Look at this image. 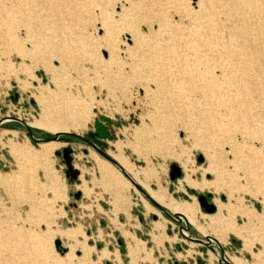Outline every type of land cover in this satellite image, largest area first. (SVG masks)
<instances>
[{
  "label": "rangeland",
  "instance_id": "obj_1",
  "mask_svg": "<svg viewBox=\"0 0 264 264\" xmlns=\"http://www.w3.org/2000/svg\"><path fill=\"white\" fill-rule=\"evenodd\" d=\"M99 1L104 3L102 7L90 3L89 9L84 8L88 3H62L55 12H48L50 17L39 7L36 18L25 21L31 32L20 48H29L31 40L47 38L52 28L55 41H65V47L57 52H70L72 58L69 66L57 71L58 86L50 82V73L43 67L46 60L58 66L49 48L32 54L31 60L17 53L14 39L8 35L0 37V118L15 116L29 126L34 120H57L69 127L67 132L86 137L93 128V119L98 115L107 116L111 120L112 135L111 139L104 140L106 147L102 149L107 155L112 158L110 152H114L125 156L137 172V180L161 192L166 201L191 204L195 208L192 217L206 235L216 238L221 227L233 224L245 237L228 232L219 242L225 252L233 254L228 257H242L247 262L237 258L244 264H264V260L257 263L255 257L264 252V145L251 135V130L264 127V121H260L264 102H254L248 97L240 99L236 86L216 69L212 70L215 75L212 95L205 94V89L210 87L190 80L188 73L192 71L187 69L171 74L173 83L165 91H156L149 80L153 66L149 68L141 56L123 54V46L131 43L128 36L117 35L115 39L118 70L92 65L89 61L92 56H97V61L108 60L106 40L99 26L101 17L103 14L116 17L125 6V0ZM185 3L196 9V0H185ZM32 7H37L36 3H29L24 11ZM171 18L177 20L178 15ZM139 25L140 32H147V26ZM149 27L153 30L155 26ZM15 33L18 38H24V26ZM199 51L181 47L179 56L188 60L197 57ZM40 91L43 98L37 101L35 96ZM215 93L221 96L218 100L213 97ZM170 94L177 97L175 107L171 106L174 116L164 113L163 96ZM47 98L52 113H44L46 108H42ZM77 102L84 103L85 107H79ZM73 103L77 106L73 107ZM71 108L75 113L77 108L83 110L84 123L78 128H73L78 121L76 115H68ZM57 114H63L65 119ZM240 115L244 119L239 120ZM11 125L0 126V171H14L13 180L20 177L32 180L33 197L27 199L25 193L21 197L20 191L18 197L24 203L28 201L29 210L23 216L7 214L6 221L0 218V225L16 228L17 224L27 223L31 229L0 238V264H217V257L206 246L192 244L181 236L177 225L160 213L131 182L121 183V189L115 190L102 183L94 155L107 160L91 145L77 139L70 143L54 141L58 146L45 160L35 164L31 154L37 158L40 144L31 143L19 124ZM37 129L38 133H32L34 137L55 133L47 128ZM241 135L249 139L243 143ZM117 143H120L119 149H116ZM232 144L235 150L240 145L245 159H234L235 154L230 151ZM14 145L23 151L24 158L13 155L10 146ZM65 146L72 148V164L79 170L76 181L70 182L65 177L66 166L61 155L55 153ZM207 155L213 160L211 165ZM172 163L181 170V175L174 179L169 175ZM261 176L263 180H259ZM215 184L219 185L218 190H214ZM77 192L78 198L74 196ZM199 195L214 205L213 212H206L199 205ZM140 201L146 203L144 207ZM245 211H252L257 219H249ZM151 212L157 215L156 219H152ZM196 232L193 229L190 235ZM55 238L67 247L66 253L55 251Z\"/></svg>",
  "mask_w": 264,
  "mask_h": 264
},
{
  "label": "bare ground",
  "instance_id": "obj_2",
  "mask_svg": "<svg viewBox=\"0 0 264 264\" xmlns=\"http://www.w3.org/2000/svg\"><path fill=\"white\" fill-rule=\"evenodd\" d=\"M29 3H36L37 7H32L25 12L24 9H27ZM62 3H88L84 5L86 9H89L90 3H95V6L99 8L104 5L99 0H0V37L8 35L10 39L12 38V41L14 39L18 46L17 53L22 57H32V54L49 48L50 55L57 59L58 66L52 65L49 62L50 60H46L47 62H43V67L46 66L47 73H50L49 80L56 86H58L59 82L56 78L57 71L65 69L72 58L70 52L63 51V54L57 52L59 48L65 47V41L56 42L53 28L49 29L47 27L51 31L49 35L46 34L48 39L45 38L42 41L31 40L30 47L26 49L20 48L19 45L23 44V41H26L28 32H31V28L25 24V21L36 18L39 12L37 8L44 9L47 13L46 17H50L48 12H55L56 9L62 6ZM72 6L71 9L76 12V9ZM75 12L72 14H76ZM99 12L102 14L101 11ZM118 12L116 17L103 14L99 21V26L103 29V38L106 40L105 47L108 53V60L97 61L95 59L97 56H92V59L89 58L92 65L101 69L111 67L118 70L117 64L119 63V58L117 55V40L115 39L117 35H120V37L128 36L131 43L128 46H123V54L141 56L149 68L153 66L151 67L153 74H151L149 80L152 81L156 91H165L164 89L173 83L170 75H175L177 71L187 69L189 72L192 71L191 73L187 72L190 80H195L200 85L210 87L208 90L207 88L205 89V94L212 95L210 94L211 87L215 86V75L212 70L216 69L236 86L240 99L248 97L254 102H264V0H196L195 10L189 8L185 0H125V6ZM176 14L178 15V19L172 20L171 17ZM139 24L147 26V32H140L138 30ZM151 25L155 26L153 30L149 27ZM21 26H24V38L22 36L18 38L15 33ZM223 35H226V37ZM220 38L225 39L221 42L217 41ZM181 47L188 51L196 49L200 51L197 57L185 60L182 56H179L181 55L179 52ZM134 63L135 65L133 64V66H136V62ZM213 97L218 100L221 96L215 93ZM35 98L37 101H41L40 98H43L41 91ZM176 98L173 94L163 96V101L166 102L164 108L165 114L174 116L172 107H175ZM218 102H215V104H218ZM74 103L72 106L76 107L77 105L74 106ZM76 104H79L81 108L85 107L84 103L77 102ZM43 107L46 108L44 113H52L48 98L42 104ZM72 110H69L68 115H76L75 117L78 121L73 128H78L84 123L83 110L77 108L76 113ZM203 114L207 116L206 113ZM68 115L65 116L68 117ZM240 116L239 120L244 119L243 115ZM255 116L259 118L258 113H255ZM57 117L65 119L63 114H57ZM260 118L262 119L260 121H264V115L261 113ZM29 124L34 128H47L53 132H67L69 128L64 122L57 120H54V122L34 120ZM240 134L244 133L240 132ZM251 135H253V138L257 137L261 141V144L264 145V127H257L256 130H251ZM241 136L243 143L246 142V139H249L247 136ZM54 141L39 142L38 144H40L41 149L36 154L38 155L37 158L31 154L32 162L39 164L41 160H45L59 144ZM237 145L235 144V146ZM231 147V153L235 154L234 159H245L246 156L242 153L240 145H238L236 150L233 144ZM119 148L120 143H117L116 149ZM10 150L13 152V155L25 157L23 151L19 150L15 145L10 146ZM110 155L126 172L131 173L133 178L137 180V173L125 156L114 152H110ZM207 158L209 165H211L213 160L209 155H207ZM99 162L101 164L100 169L109 184L116 187L120 186L121 181L125 185L129 184V181L125 177L127 181L124 180L122 178L123 175L111 163L112 166L105 160H100ZM259 180H263V176L259 177ZM138 182L146 188L148 195L154 201L169 208L173 213H181L189 224L193 225L203 236H206L204 228L198 225L192 217L195 208L191 204L187 202L171 203L166 201L161 193L148 189L141 181ZM213 188L214 190H218L219 185L215 184ZM243 213L248 215L249 219L254 221L257 219L252 211H245ZM228 232L241 234L233 224H227L221 227L215 239L218 242L223 241ZM241 236L245 237V234H241ZM263 253L261 252L255 256L257 263L264 260ZM228 258L234 264H244L235 256H229Z\"/></svg>",
  "mask_w": 264,
  "mask_h": 264
},
{
  "label": "water",
  "instance_id": "obj_3",
  "mask_svg": "<svg viewBox=\"0 0 264 264\" xmlns=\"http://www.w3.org/2000/svg\"><path fill=\"white\" fill-rule=\"evenodd\" d=\"M6 120H12L18 122L20 125L24 127L27 134L30 137L31 143L36 144L39 142H47L50 140L55 141H63V142H70L75 141L73 138L67 137V135H72L75 139L78 137V139L85 140L89 145H91L100 155H102L109 163H111L116 169L119 170V172L125 177L129 182H131L134 187H136L139 192L148 200L150 201L156 208H158L159 211L162 213L168 215L172 220L183 223L179 227V232L183 237H187L186 232L188 231L190 224L187 222L186 218L181 213H173L172 215L168 213V211L163 208L160 204H158L156 201H154L147 193V191L138 183L136 182L133 177H131L113 158H111L109 155H107L102 148L106 147V143L104 140L111 139L112 135L109 132V126L111 124V120L104 115H98L93 119L92 122V130L88 131L86 133V138H84L81 135H77L75 133L70 132H55L52 136L49 137H33L32 132L38 133L39 129L29 126L26 122L22 121L20 118L15 116H5L2 119H0V125L2 122ZM55 153L57 155H61L62 160L66 166V169L64 171L65 177L69 179V181H76L79 177V170L73 166L72 164V148L70 146L62 147L61 150H56ZM198 159L201 160V156H198ZM170 179H174L181 175V170L178 165L175 163H172L170 165ZM74 196L76 198L79 197V192L75 193ZM209 196V195H208ZM198 202L201 207L204 208L206 212H213L215 210V207L213 204L208 203L206 200V197L204 195L198 196ZM192 241H200V239H195L193 237H189ZM205 243L208 245H211L212 243L215 244L213 247V250L216 252L217 256H219V263L220 264H232L226 257L225 253L223 252L221 246L219 245V242L212 236L206 235L205 236ZM53 245L55 250L63 254L67 251V247L63 246L61 243V240L58 238H55L53 240Z\"/></svg>",
  "mask_w": 264,
  "mask_h": 264
},
{
  "label": "crops",
  "instance_id": "obj_4",
  "mask_svg": "<svg viewBox=\"0 0 264 264\" xmlns=\"http://www.w3.org/2000/svg\"><path fill=\"white\" fill-rule=\"evenodd\" d=\"M20 126L24 129V127L22 125H20ZM84 152H87V151L84 150ZM94 156H95L96 162L98 163V166H99V169H100L101 164H100L99 161L100 160H103V159L99 158L96 154ZM13 172L14 171H12L11 173H9V172H1L0 171V218L1 219H4L3 221H6V218L5 217L7 216V214H9L10 217H11L12 214H20L21 216H23L29 210V206L30 205H29L28 201L24 203L22 200L20 201V199L18 197V194L20 193V191H21V197H23V194L24 193H25V196L27 197V199L28 198L31 199L33 197L32 180L29 181V179L27 177H25V178L24 177H20L19 179L16 178L15 180H13V179H11V177L14 175ZM100 172H101V176H102V180H103L102 183H104L105 185H108L113 190L118 189V188L121 189V185L116 187V186H112L111 184H109L107 182V179L104 177L101 169H100ZM106 173H104V174H106ZM122 178L124 179L123 176H122ZM137 179H138V177H137ZM29 182L31 183V186L30 187H28V183ZM121 183H122V181L120 182V184ZM142 183L148 189H150L146 185V183L144 181ZM150 190H152V189H150ZM154 191H158V190H154ZM159 193H161V192H159ZM140 204L144 207V205L146 203L140 201ZM119 207L121 208L122 205H119ZM119 212H123L124 213V211H119ZM160 213H162V212L160 211ZM168 213L171 214V215L173 214L171 211L168 212ZM151 214H152V219H156V216L157 215H155V213H153V212H151ZM162 214L165 215L171 222H173L174 224L177 225V231L179 232V227L181 225H183V223H178V222L172 220L168 215H166L164 213H162ZM157 226H159V225H157ZM30 229L31 228L29 227V224H27V223L17 224L16 228H13L11 225H6V224L0 225V238H3V237L9 238V236H6V235L9 234V233H11V232H15V231L27 232ZM160 229L163 231L164 228H160ZM193 229L196 230V228H194L192 225H190L188 231L186 232L188 238H186V237H184V238L186 240H188L189 242H191L192 244L206 246L207 249H209V251L211 253H213L217 257V264H220L219 263V256H217L216 252L213 250V247L215 246V244L214 243H212L211 245L206 244L205 241H204L205 240V236H203L202 234H200L198 231L194 235H190V232ZM179 234L181 235L180 232H179ZM189 237H193L195 239H200V241H192V240L189 239ZM219 245H220V243H219ZM46 246L48 248V242H46ZM43 248H44V245H42V247H41V250L42 251H43ZM221 248H222V246H221ZM30 249L33 250V246L30 247ZM222 250H223V248H222ZM223 252L225 253L227 259L229 260V258H228V254L229 253L225 252L224 250H223ZM229 255H233V254H229ZM237 257H239V256H237ZM239 258L241 260L247 262L242 257H239ZM182 264H184V263H182ZM232 264H234V263H232Z\"/></svg>",
  "mask_w": 264,
  "mask_h": 264
},
{
  "label": "flooded vegetation",
  "instance_id": "obj_5",
  "mask_svg": "<svg viewBox=\"0 0 264 264\" xmlns=\"http://www.w3.org/2000/svg\"><path fill=\"white\" fill-rule=\"evenodd\" d=\"M5 117V116H4ZM3 118V117H2ZM2 118H0V119H2ZM11 123H17V124H19L18 122H16V121H12V120H6V121H4V122H2V124L1 125H4V124H7V126L8 127H11L12 125H11ZM0 125V126H1ZM33 133V132H32ZM33 135V134H32ZM34 137V136H33ZM71 138H73V139H75L74 137H72V136H70ZM84 138H86V137H84ZM77 140H79V141H83L84 143H87L85 140H83V139H78L77 138ZM68 143H70V142H68ZM60 155V154H59Z\"/></svg>",
  "mask_w": 264,
  "mask_h": 264
},
{
  "label": "trees",
  "instance_id": "obj_6",
  "mask_svg": "<svg viewBox=\"0 0 264 264\" xmlns=\"http://www.w3.org/2000/svg\"><path fill=\"white\" fill-rule=\"evenodd\" d=\"M68 136H72V135H68ZM75 137V136H74ZM76 138H78V137H76Z\"/></svg>",
  "mask_w": 264,
  "mask_h": 264
}]
</instances>
